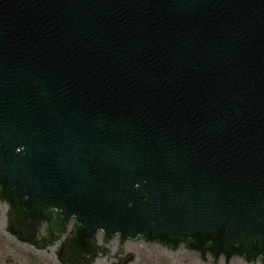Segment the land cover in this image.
Wrapping results in <instances>:
<instances>
[{
	"label": "water",
	"instance_id": "obj_1",
	"mask_svg": "<svg viewBox=\"0 0 264 264\" xmlns=\"http://www.w3.org/2000/svg\"><path fill=\"white\" fill-rule=\"evenodd\" d=\"M0 201L63 264H264V0H0Z\"/></svg>",
	"mask_w": 264,
	"mask_h": 264
},
{
	"label": "rangeland",
	"instance_id": "obj_2",
	"mask_svg": "<svg viewBox=\"0 0 264 264\" xmlns=\"http://www.w3.org/2000/svg\"><path fill=\"white\" fill-rule=\"evenodd\" d=\"M4 212L3 207L0 205V264H60L59 258L53 252V248H45L40 253L35 248L18 242L13 235L4 231ZM118 240V236L113 239L110 249H116ZM121 247L125 255H133L131 264H202L196 254L189 255L185 248H180L178 255L175 256L174 254L164 253L155 246L146 245L144 242L134 244L125 241ZM101 261L102 258L95 260V264H101ZM219 264H225L224 260H221ZM231 264L248 263L240 259H234Z\"/></svg>",
	"mask_w": 264,
	"mask_h": 264
},
{
	"label": "flooded vegetation",
	"instance_id": "obj_3",
	"mask_svg": "<svg viewBox=\"0 0 264 264\" xmlns=\"http://www.w3.org/2000/svg\"><path fill=\"white\" fill-rule=\"evenodd\" d=\"M0 205H3L4 207H5V209H4V215H3V223H4V226H5V230L8 232V233H10V224H9V215H8V205L5 203V202H3V204H1L0 203ZM44 231V233L46 232V230H45V226L44 225H41V226H39V227H37L36 228V231H35V234H34V240L37 238V241H39L40 240V238L39 237H41L40 236V234H41V231ZM35 242V241H34ZM39 242H35V244H38ZM59 243V240H57V241H55L54 243H52L51 245H48V246H50V247H48V248H56L57 246V244ZM31 244L32 245H34L33 244V242H31ZM34 247L36 248V246L34 245ZM47 248V249H48ZM36 250V249H35ZM36 251H38V252H42V250H36ZM6 259H8L9 260V258L8 257H6Z\"/></svg>",
	"mask_w": 264,
	"mask_h": 264
},
{
	"label": "bare ground",
	"instance_id": "obj_4",
	"mask_svg": "<svg viewBox=\"0 0 264 264\" xmlns=\"http://www.w3.org/2000/svg\"><path fill=\"white\" fill-rule=\"evenodd\" d=\"M2 207H3V209H5V207H4V206H2ZM100 238H101V235H100V234H98V235L96 236V241H98Z\"/></svg>",
	"mask_w": 264,
	"mask_h": 264
}]
</instances>
